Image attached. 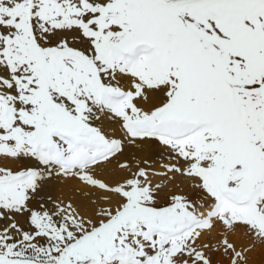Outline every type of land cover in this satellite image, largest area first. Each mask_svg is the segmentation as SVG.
<instances>
[{
  "label": "snow or ice",
  "instance_id": "1",
  "mask_svg": "<svg viewBox=\"0 0 264 264\" xmlns=\"http://www.w3.org/2000/svg\"><path fill=\"white\" fill-rule=\"evenodd\" d=\"M264 264V0H0V264Z\"/></svg>",
  "mask_w": 264,
  "mask_h": 264
},
{
  "label": "rangeland",
  "instance_id": "2",
  "mask_svg": "<svg viewBox=\"0 0 264 264\" xmlns=\"http://www.w3.org/2000/svg\"><path fill=\"white\" fill-rule=\"evenodd\" d=\"M254 260H255V264H257L260 261L259 255L257 257H254Z\"/></svg>",
  "mask_w": 264,
  "mask_h": 264
},
{
  "label": "bare ground",
  "instance_id": "3",
  "mask_svg": "<svg viewBox=\"0 0 264 264\" xmlns=\"http://www.w3.org/2000/svg\"><path fill=\"white\" fill-rule=\"evenodd\" d=\"M257 256H258V255H257ZM257 256H255V257H257ZM257 264H259V262H258Z\"/></svg>",
  "mask_w": 264,
  "mask_h": 264
}]
</instances>
